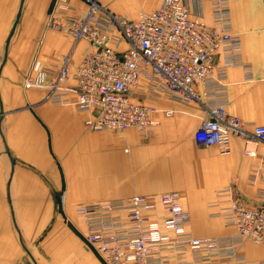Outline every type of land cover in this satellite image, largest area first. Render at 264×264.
<instances>
[{
  "label": "crops",
  "instance_id": "obj_1",
  "mask_svg": "<svg viewBox=\"0 0 264 264\" xmlns=\"http://www.w3.org/2000/svg\"><path fill=\"white\" fill-rule=\"evenodd\" d=\"M99 1L133 19L162 0ZM52 2L0 0V264H103L71 229L74 207L135 194L156 199L177 192L194 236L231 233L233 228L216 215L224 205L214 203L216 193L231 185L248 203L262 202L264 146L248 143L255 150L250 155L237 135L227 154L198 145L194 131L206 114L204 96L185 102L165 92L134 94L154 107L159 121L145 137L134 127L88 130L87 114L73 104L50 101L45 87L25 88L27 74L36 75L42 67L56 70L66 55L73 67L92 48L46 25ZM71 3L75 14L86 8L80 0ZM185 3L191 13L200 11L205 22L212 21L210 0ZM228 5L243 64L227 68L224 107L251 130L252 124H264V0H228ZM157 209L163 212L162 206ZM239 253L264 261V238L244 241Z\"/></svg>",
  "mask_w": 264,
  "mask_h": 264
},
{
  "label": "built area",
  "instance_id": "obj_2",
  "mask_svg": "<svg viewBox=\"0 0 264 264\" xmlns=\"http://www.w3.org/2000/svg\"><path fill=\"white\" fill-rule=\"evenodd\" d=\"M80 1L86 8L75 14L72 0H53L46 25L75 41L84 39L92 48L73 67L66 55L56 70L42 67L36 75L27 74L25 88L45 87L50 101L73 104L87 114L88 130L134 127L145 137L153 135L159 121L152 115L154 107L134 94L165 92L185 102L204 96L206 114L194 131L198 145L216 146L220 154H227L231 137L237 135L250 155L255 150L248 143L264 146V124H252L248 130V122L224 107L227 68L243 64L228 0H210V23L200 11L191 13L185 0H162L133 19L114 14L99 0ZM216 194L214 203H224L216 215L233 228L229 234L194 236L177 192H163L156 199L135 194L82 203L76 211L83 219L87 244L106 264H264L239 253L244 241L260 243L264 238V199L248 203L231 185ZM158 206L164 212L160 219Z\"/></svg>",
  "mask_w": 264,
  "mask_h": 264
},
{
  "label": "rangeland",
  "instance_id": "obj_3",
  "mask_svg": "<svg viewBox=\"0 0 264 264\" xmlns=\"http://www.w3.org/2000/svg\"><path fill=\"white\" fill-rule=\"evenodd\" d=\"M140 99V98H139ZM105 200H108V199H101V200H97V201H105ZM79 204H82V203H77L76 205H75V207H74V211H75V220H73V221H68L69 222V224H70V227H71V229L76 233V234H78L81 238H82V240L86 243V245L93 251V253L99 258V260L103 263V264H106L104 261H103V259L100 257V255H98V253L91 247V246H89L88 244H87V242H86V240H85V237H84V226H83V219H82V217L77 213V211H76V207L79 205ZM156 216L160 219V218H163L164 217V215H162L161 213H160V215H158V212H157V214H156ZM47 227H46V229L42 232V236H44V235H46L47 234ZM59 249H62V248H59ZM57 251V250H56ZM59 251H61V250H59ZM59 251H57V252H59ZM61 253L62 252H59V256H62L61 255Z\"/></svg>",
  "mask_w": 264,
  "mask_h": 264
}]
</instances>
